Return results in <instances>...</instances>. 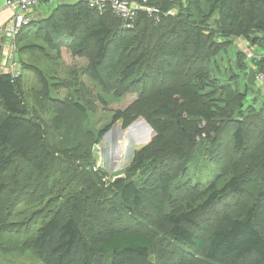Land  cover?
<instances>
[{
    "label": "trees",
    "instance_id": "trees-1",
    "mask_svg": "<svg viewBox=\"0 0 264 264\" xmlns=\"http://www.w3.org/2000/svg\"><path fill=\"white\" fill-rule=\"evenodd\" d=\"M159 2L175 6L176 13L158 23L139 13L132 26L109 9L90 7L88 0L57 3L17 36L29 39L20 52L49 48L59 54L63 46L73 55L92 50L91 79L115 95L138 93L112 122L120 120L124 129L143 116L156 134L113 174H123L116 180H102L109 174L104 167L93 170V147L111 123L73 145L61 146L59 139L51 143L49 136L62 133L49 131L44 119L32 115L22 75L0 70V195L4 174L16 163L34 175L33 189L47 193L57 161L65 164L63 172L70 171L67 181L77 175L80 180L58 205L50 206V199L27 216V234L17 246L30 249L44 264H98L100 259L107 264H264V156L258 157L264 149V101L250 104L252 92L262 91L255 75L263 70L264 55L253 68H244L242 84L231 82L237 77L238 51L231 60L226 54L225 68L232 72L226 78L219 74L222 55L235 37L264 49V0ZM35 36L45 45L31 41ZM21 65L48 89L41 67ZM75 107L83 112L79 102ZM250 120L261 131L255 145L246 143ZM247 151L253 157L248 163ZM183 187L196 192L184 202L177 196L176 202L174 191ZM18 201L7 199L5 218ZM145 203L152 205L154 226L163 237L142 222ZM215 206L213 221L203 220Z\"/></svg>",
    "mask_w": 264,
    "mask_h": 264
},
{
    "label": "rangeland",
    "instance_id": "rangeland-1",
    "mask_svg": "<svg viewBox=\"0 0 264 264\" xmlns=\"http://www.w3.org/2000/svg\"><path fill=\"white\" fill-rule=\"evenodd\" d=\"M74 2H63V4H73ZM56 4L57 0H53V3L48 7L53 8ZM32 38L31 41L43 44L39 37L35 36ZM28 40H26V37L21 40L16 37L9 42L5 40L0 42V70L10 71L16 76L22 75L21 79L24 97L32 115L44 119L49 131L54 130L55 133H62L58 138L49 136L48 141L54 143L59 139V144L61 146L73 145L76 144L81 137L85 138L86 134L89 137L90 135H92V137L95 135L96 137L100 129L111 123L108 131H110L113 126L115 127L114 131L111 130L107 137H105L106 135L103 136L100 141L95 144L100 148L99 151H95V154L98 160L97 162H99L109 174L113 175L122 171L130 164L133 152L143 146V144H133L135 134L145 135L148 139H152L156 134L152 136L151 129L145 124L139 128L137 133H130L125 130V132L121 134L119 131V129H123L121 121L117 120L116 122H112L114 113L128 107L137 98L138 93L124 92L120 95H115L113 90L109 92L104 91L96 81L91 79L88 75L87 68L93 55L92 50H88L79 55H73L69 48L63 46L59 54L49 48H45V52L38 50L20 52L19 47ZM44 45L45 44H43V46ZM236 52L239 67L235 69L237 77H233L231 82L242 84L245 80L244 68H246V66L247 68H253L263 57L264 49L250 45L248 41L241 37H235L231 45L227 47V53L222 55V72H218L220 76L226 78L232 72L231 69L225 68L228 64L226 58L228 57L230 60L231 58L233 59ZM244 60L245 64H242ZM21 62L36 64L43 69L48 84L47 90L42 86L36 74L26 68H24V70L22 69ZM231 63H233V60ZM173 67L179 71H183V68L180 67L179 69V66L175 65ZM172 79L173 77H169L168 81L174 82ZM257 83H259L262 91L260 90L261 92L258 93L252 92L250 96L251 105H254L253 103L259 105L264 101V80ZM238 87L240 90L242 89L240 85H238ZM117 91H119V89H117ZM218 95L219 92H217V96ZM76 102L82 105L83 112L75 107ZM141 119L146 121L143 116H139L136 121H140ZM58 121H60L59 124ZM250 121L251 122L248 123L246 128V143H254L255 145L262 138L261 131L256 121ZM150 127L153 129L151 125ZM117 136H119V141H117L114 146L115 151L111 152L109 144H113ZM248 151L246 153L248 157L245 159L248 160L246 163L253 158ZM199 152L200 151L197 153ZM232 155L234 159L238 160L239 154L232 153ZM262 156H264V149L260 150V156L258 157ZM226 161L228 165H231V160L227 159ZM16 165V168H12L4 174L3 181L5 183V191L0 195V264H44L30 249L20 250L17 246L19 240L27 234V216H29L31 211L35 210L36 207L44 209V205H46L50 199H52L50 206L58 205L61 197L67 193V190L80 185V180L77 175L72 178L68 177L67 181L66 177L69 176L70 171L67 170L63 172V165L65 164L57 161L52 166L53 172L46 183V190L50 189L47 193L41 187L33 189L34 184L32 185L30 182L34 175L31 174L29 168L23 163H16ZM70 169L74 171L72 168ZM57 171H59V174H56ZM74 173L76 172L74 171ZM119 175L123 176V174ZM21 185H24V188L22 191L18 192ZM195 192V189L191 187L177 189L174 191L175 200L179 202L176 199L178 196L181 201L184 202L186 199L188 200L190 196L194 195ZM41 195H44L42 200L39 198ZM7 199L9 201H19L11 207V215L5 218L3 205ZM55 199L59 200L55 201ZM218 206L219 205H217V207ZM217 207L215 206L213 211L206 213L202 219L213 221V212L218 210ZM140 210L142 222L148 224L149 227H152L157 233H160V237H163V232L154 226L155 217L152 211V205L150 203L142 204ZM168 241L169 239H167V242ZM165 245H167V243H165ZM168 246L169 250H171V242H168ZM249 260L250 259H246V263ZM98 264L107 263L104 259H100ZM222 264H245V262L225 260Z\"/></svg>",
    "mask_w": 264,
    "mask_h": 264
},
{
    "label": "built area",
    "instance_id": "built-area-1",
    "mask_svg": "<svg viewBox=\"0 0 264 264\" xmlns=\"http://www.w3.org/2000/svg\"><path fill=\"white\" fill-rule=\"evenodd\" d=\"M44 1L45 0H7L6 5L12 10L13 16L8 24L0 27V40L8 42L14 40L20 34L22 28L31 22L33 18L32 10ZM159 1L163 0H88V4L90 7L97 8L101 12L109 9L123 21L124 25L132 26L139 13H145L154 23H158L163 17L176 13L177 8L175 6L164 8ZM13 75L15 76L14 73ZM255 78L258 82L264 80V67L262 71L256 73ZM100 167H102L101 164L97 162L93 166V170L96 171ZM114 178L115 176L108 174L104 176L102 180L113 181Z\"/></svg>",
    "mask_w": 264,
    "mask_h": 264
},
{
    "label": "crops",
    "instance_id": "crops-1",
    "mask_svg": "<svg viewBox=\"0 0 264 264\" xmlns=\"http://www.w3.org/2000/svg\"><path fill=\"white\" fill-rule=\"evenodd\" d=\"M69 1L74 2L76 0H69ZM69 1L57 0V3L69 2ZM52 3H53V0H45L39 6L34 8L32 10L33 18H42L44 15H46L48 11L51 9V7H48V6L51 5ZM6 4H7V0H0V27L2 25L8 24L11 21L12 16H13L12 10L9 7H7ZM1 41L3 40H0V42ZM119 136H117L113 144H109L111 148V152L115 151L114 146L116 145L117 141H119L118 140Z\"/></svg>",
    "mask_w": 264,
    "mask_h": 264
},
{
    "label": "water",
    "instance_id": "water-1",
    "mask_svg": "<svg viewBox=\"0 0 264 264\" xmlns=\"http://www.w3.org/2000/svg\"><path fill=\"white\" fill-rule=\"evenodd\" d=\"M144 124L147 125L151 129L152 136H153V134H155V131L150 127V125L144 119H141L140 121H138V120L136 121L135 120L129 126H127L126 129H119V131H120L121 134H123L125 132V130H127L130 133H135V132L137 133L138 130H139V128L141 126H144ZM114 129H115V127L113 126L111 128V130L114 131ZM110 131H107L105 133L106 136L105 135L104 136L107 137V135L110 133ZM150 140L151 139H148L145 135H138L137 136L135 134L133 144H139V145L143 144V145H146V144H148L150 142ZM93 150L94 151H99L100 148L97 145H94ZM119 177H121V175L115 176L114 180L118 179Z\"/></svg>",
    "mask_w": 264,
    "mask_h": 264
},
{
    "label": "bare ground",
    "instance_id": "bare-ground-1",
    "mask_svg": "<svg viewBox=\"0 0 264 264\" xmlns=\"http://www.w3.org/2000/svg\"><path fill=\"white\" fill-rule=\"evenodd\" d=\"M238 65V64H237ZM138 136V135H137Z\"/></svg>",
    "mask_w": 264,
    "mask_h": 264
}]
</instances>
